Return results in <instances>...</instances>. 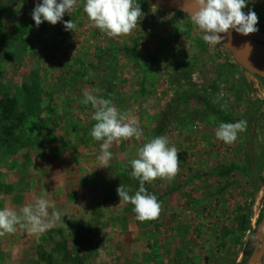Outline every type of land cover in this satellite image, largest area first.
Here are the masks:
<instances>
[{"label":"rangeland","instance_id":"374dc122","mask_svg":"<svg viewBox=\"0 0 264 264\" xmlns=\"http://www.w3.org/2000/svg\"><path fill=\"white\" fill-rule=\"evenodd\" d=\"M38 2L0 0V95L23 109L21 85L32 81L43 103L0 148V180L8 173L26 190L27 171L37 174L39 162L48 179L75 181L43 196L49 215L60 213L45 218L43 230L0 231V264H264V249L253 259L264 244V79L221 42H205L187 15L151 0H138L136 27L114 37L93 25L85 0L63 17L74 32L63 21L36 26ZM263 5L250 0L243 11L256 12L255 35L264 38ZM86 92L109 99L141 129L112 142L107 164L98 158L103 141L90 135L96 109L84 103ZM236 121L245 128L234 142L216 138L221 122ZM7 124L0 120V137ZM157 136L177 148L180 163L174 176L145 182L161 210L138 221L116 189L138 190L130 162ZM10 183L0 182V209L20 214L5 195Z\"/></svg>","mask_w":264,"mask_h":264},{"label":"clouds","instance_id":"9594fccd","mask_svg":"<svg viewBox=\"0 0 264 264\" xmlns=\"http://www.w3.org/2000/svg\"><path fill=\"white\" fill-rule=\"evenodd\" d=\"M250 0H195L197 11L192 19L203 33V40L208 43H219L231 38L232 31L247 36L258 31V16L249 9L243 11ZM76 0H39L31 16L36 26L44 21L52 25L63 21L64 15L73 10ZM84 12L93 25L109 37L127 34L136 27L142 13L138 0H85ZM65 31H75L77 25L72 19L63 21ZM223 34V35H222ZM249 50L251 45H246ZM84 103H91L95 112L90 135L100 145L99 159L104 163L112 158L109 151L112 142L121 138L139 137L141 129L136 118L120 112L109 99L97 97L92 93L84 94ZM245 128L244 121L221 122L215 132L218 140L230 144L237 139L238 132ZM178 150L169 145L165 136H157L144 143L137 151V158L131 160V175L138 178L139 188L131 192L127 186L120 184L117 195L120 200L131 203L138 221L154 219L158 216L161 205L158 197L147 191L145 182L157 177H172L179 167ZM49 202L40 198L34 205L29 204L20 210V214L8 208L0 209V231L14 232L16 225L30 227V230H43L48 225L45 218L49 216ZM52 215L60 217L58 211Z\"/></svg>","mask_w":264,"mask_h":264},{"label":"water","instance_id":"95a60500","mask_svg":"<svg viewBox=\"0 0 264 264\" xmlns=\"http://www.w3.org/2000/svg\"><path fill=\"white\" fill-rule=\"evenodd\" d=\"M158 7L168 11H179L187 15L192 21V17L198 10L195 5V0H179L176 3H167L164 0H151ZM223 35V34H222ZM237 42L243 43L245 46L250 44L251 49L247 48L255 55V59L250 61L246 58ZM221 44L230 52L236 63L244 70L252 75H256L264 79V38L256 36L255 33H250L247 36L238 34L232 31L231 38H225ZM264 249V244L261 249L254 254L253 259H258Z\"/></svg>","mask_w":264,"mask_h":264},{"label":"trees","instance_id":"16d2710c","mask_svg":"<svg viewBox=\"0 0 264 264\" xmlns=\"http://www.w3.org/2000/svg\"><path fill=\"white\" fill-rule=\"evenodd\" d=\"M21 87L23 109H20L16 97L0 95V120L11 123L1 128L0 148L8 143L9 138L19 126L26 123L30 117L38 118L43 112L42 97L37 91L38 85L31 81V83L22 84Z\"/></svg>","mask_w":264,"mask_h":264},{"label":"crops","instance_id":"0c3cea01","mask_svg":"<svg viewBox=\"0 0 264 264\" xmlns=\"http://www.w3.org/2000/svg\"><path fill=\"white\" fill-rule=\"evenodd\" d=\"M262 2L264 3V0H262ZM264 7V5L262 6ZM6 160L8 161V159L6 158ZM22 163H25V161ZM21 170L20 171V176L23 178L25 175V166L21 165ZM37 171L38 173H34L31 171V168H29V170L27 171V174H29L28 178L31 179V184H33V186H29V188H27L25 190V188H20V186L18 185L16 188V184L20 183L17 181H13L11 182L8 178L11 177L8 173L4 174L3 180H0L1 183H6L10 185L11 188H6V196L8 199V201L12 204V205H21V208L32 204L34 205L36 203V201L40 198H43V196L50 190H51V185L53 186L52 189L56 190L57 189H61V187H64L65 185H70L72 183H74V179L71 176L70 177V182H65L64 179V175L56 176L53 175L51 176L49 179L47 177V175H45V171H44V166H41L40 163H37ZM66 172H70L69 169L65 168ZM18 169H16V174L18 175V180H19V174L17 173ZM67 181V180H66ZM25 182V181H24ZM25 185V183H23ZM17 189L16 191H11L12 189ZM80 196L79 194L74 195V198L72 199V201H76V197ZM14 198V199H13ZM78 201V200H77ZM50 218H54V216L52 214L49 215ZM49 218V219H50ZM50 222V221H49ZM48 223V222H46Z\"/></svg>","mask_w":264,"mask_h":264},{"label":"bare ground","instance_id":"6f19581e","mask_svg":"<svg viewBox=\"0 0 264 264\" xmlns=\"http://www.w3.org/2000/svg\"><path fill=\"white\" fill-rule=\"evenodd\" d=\"M164 1L173 4L178 2L179 0H164ZM237 45L241 48V50L243 51V53L245 54L248 60L253 61L255 59V55L251 51H249L243 43L237 42Z\"/></svg>","mask_w":264,"mask_h":264}]
</instances>
